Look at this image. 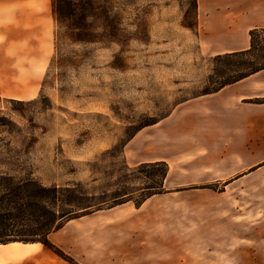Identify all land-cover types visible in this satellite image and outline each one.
<instances>
[{"label": "rangeland", "instance_id": "1", "mask_svg": "<svg viewBox=\"0 0 264 264\" xmlns=\"http://www.w3.org/2000/svg\"><path fill=\"white\" fill-rule=\"evenodd\" d=\"M71 1L70 19L0 25V161L13 163L0 171L137 201L155 181L140 164L164 159L170 193L69 221L49 242L74 264H264V145H221L198 96L242 35L210 32L209 0L192 29L191 0ZM19 244L0 246V264H68Z\"/></svg>", "mask_w": 264, "mask_h": 264}, {"label": "trees", "instance_id": "2", "mask_svg": "<svg viewBox=\"0 0 264 264\" xmlns=\"http://www.w3.org/2000/svg\"><path fill=\"white\" fill-rule=\"evenodd\" d=\"M76 12L71 0H52V13L57 21L75 17ZM189 14L195 16V24L188 26L192 29L196 26L197 0H191L190 7L184 11V18ZM248 36L247 49L212 57L211 63L214 66L221 63L224 66L213 67L212 74L207 79L209 85L198 95L199 97L214 94L228 85L264 70V29H253ZM226 72L235 75L218 83L216 80L212 81L214 76L223 78ZM157 122L150 120L140 125L132 136ZM10 164L13 163L0 161V165ZM140 165L141 168H150L149 175L155 179L151 187L140 190L141 193L149 190L148 193L142 194L134 201L131 195L116 191L109 203L101 195L95 198L82 183L46 186L28 174L16 177L8 171H0V244H40L66 263L74 264L70 257L49 242L52 233L60 230L69 221L127 202H132L139 208L148 199L169 192L164 189V181L169 172L165 162Z\"/></svg>", "mask_w": 264, "mask_h": 264}, {"label": "crops", "instance_id": "3", "mask_svg": "<svg viewBox=\"0 0 264 264\" xmlns=\"http://www.w3.org/2000/svg\"><path fill=\"white\" fill-rule=\"evenodd\" d=\"M209 3L213 11L208 20L210 32L242 35L241 41L235 47L216 55L247 49L249 32L253 29H264V0H209ZM197 6L199 9V2ZM51 16L52 0H0V25L8 26L10 31L13 25L20 31H28L30 27L36 28L40 25L38 18ZM4 41L2 39L0 48L6 49ZM8 97L16 98L14 95ZM201 98H205L211 107L212 129L215 139L221 140V145L244 149L252 144L264 145V102L252 103L264 100V70ZM260 113H263L262 116H259ZM253 125H257L255 131ZM239 157L246 160L247 156L244 153ZM154 162L165 161L154 159L144 163Z\"/></svg>", "mask_w": 264, "mask_h": 264}, {"label": "bare ground", "instance_id": "4", "mask_svg": "<svg viewBox=\"0 0 264 264\" xmlns=\"http://www.w3.org/2000/svg\"><path fill=\"white\" fill-rule=\"evenodd\" d=\"M0 246H2V245H0ZM19 246L21 247V248H26V247H30L31 245H24V244H19Z\"/></svg>", "mask_w": 264, "mask_h": 264}]
</instances>
